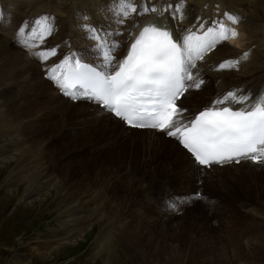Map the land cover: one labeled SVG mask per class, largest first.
Returning a JSON list of instances; mask_svg holds the SVG:
<instances>
[{"label":"rangeland","instance_id":"1","mask_svg":"<svg viewBox=\"0 0 264 264\" xmlns=\"http://www.w3.org/2000/svg\"><path fill=\"white\" fill-rule=\"evenodd\" d=\"M0 1L5 4L7 15V23L0 25V40L6 41L0 50V63L12 62L19 67L18 72H3L5 66L0 70V115L7 117L10 127L21 131L20 139L26 144L20 148L30 149L25 155L11 156L10 163L0 159V264H264V170L257 175L242 169L202 174L193 172L187 153L173 158L172 153L167 155L159 149L152 156L145 145L136 141L135 137L143 133H131L115 120L107 123L100 119L107 112L102 114L95 111L97 106L90 107L86 101L75 102L59 94L43 76L53 60L42 62L34 55L37 47L30 48L33 54L29 55L16 42L17 28L24 17L35 21L42 16L37 15L39 11L45 9L55 16L57 28L51 37L58 39L61 35L57 40L60 50L74 44L86 48L91 58L95 54L100 59L93 46L95 42L87 37L82 26L94 24L112 33L125 31L128 24H102L104 16L117 22L118 5H104L105 0H97L94 9L89 6L94 0ZM140 1L145 2L140 3L142 6L155 5L158 11L149 14L169 23V13L160 16L159 9L166 3L175 4L176 0L132 3ZM212 1L198 0L193 10L189 6L195 0H185L184 22L178 21L187 24L195 11L204 10V5L209 12L204 20L208 19ZM241 4L238 9L249 6L247 2ZM76 10L85 15L77 18L73 15ZM139 13L137 17L148 16ZM224 13L219 16L223 18ZM239 28L241 36L243 29ZM113 35L114 40L122 36ZM251 39L248 34L244 40H231L239 49L250 48L253 52L241 63L239 71L218 70L216 63L206 66L217 80L212 79L206 88L194 89L191 98L195 102L204 103L221 86L227 87L229 82L225 81L229 77L236 76L232 77L236 84L245 87L254 70L264 71V50H259L264 48V36H255L256 41ZM220 50L211 56L213 61L225 57L231 47ZM242 75L249 78L240 81ZM257 80L254 84H261L264 76ZM14 139L13 134L0 135V146L14 148ZM28 164L29 173H44L45 178L55 180L50 193L32 197L25 194L29 181L19 175V168ZM203 176L204 184L200 180H204ZM166 183L179 195L162 196ZM198 187L208 196L206 201L184 199L181 208L185 211L180 216H176L179 210H169L172 201L191 198ZM68 210L79 213L81 220L61 224L60 217L67 215Z\"/></svg>","mask_w":264,"mask_h":264},{"label":"snow or ice","instance_id":"2","mask_svg":"<svg viewBox=\"0 0 264 264\" xmlns=\"http://www.w3.org/2000/svg\"><path fill=\"white\" fill-rule=\"evenodd\" d=\"M185 6V0L166 3L160 7L159 15L168 12L171 19L183 20ZM157 11L155 5H144L139 15ZM134 13L137 6L132 0H120L117 23L123 24ZM54 20L44 15L34 21L36 27L21 25L16 42L25 48L39 47L55 31ZM245 20L240 14L226 12L211 26L201 23L199 34L188 30L179 41L158 22L146 24L119 61L115 60L118 45L111 40L113 34L119 33L84 24L87 37L95 42L101 70L82 62L73 53L49 68L47 78L63 95L74 101L94 102L127 127L151 129L174 138L202 167L239 165L245 161L264 166V93L253 101L249 93L229 91L191 120L183 119L186 109L177 104L190 88L199 90L205 83L192 73L195 62L203 60L217 45L238 39L239 32L234 26ZM250 52L249 49L236 59L221 62L218 70L239 71ZM34 55L43 62L55 56L56 49L41 50Z\"/></svg>","mask_w":264,"mask_h":264},{"label":"bare ground","instance_id":"3","mask_svg":"<svg viewBox=\"0 0 264 264\" xmlns=\"http://www.w3.org/2000/svg\"><path fill=\"white\" fill-rule=\"evenodd\" d=\"M76 1V0H75ZM80 1H82V0H80ZM204 1V0H203ZM20 2V1H19ZM24 2H26V1H24ZM24 2H23V4H24ZM78 2V1H77ZM76 2V3H77ZM86 2V1H85ZM142 2V1H141ZM241 2L242 3H244V2H247L248 4L247 5H249V6H245L246 7V9H245V7L243 8V10H241V9H238V8H240V4H241ZM250 2H253V4L251 5L250 4ZM82 3H83V1H82ZM110 3H112L113 4V6H115V5H118L119 6V4H120V0H105V2L104 3H102V4H104V5H111ZM142 3H145V2H142ZM218 4L219 6H220V8H222L223 10L225 9V8H227L228 10H230L231 12H233V13H237V14H240V15H242L244 18H246V20H245V22L244 23H241L240 24V26H241V28L244 30V31H246L249 35H250V38H253V39H251L252 41H256L255 40V36L256 37H260V36H264V0H255V1H252V0H240V2H239V0H213L212 2H211V6H212V8H211V11H213V7H214V4ZM240 3V4H239ZM16 4H17V2H16ZM25 4H27V2L25 3ZM80 4V3H79ZM86 4V3H85ZM96 5H98V2H97V0H94L92 3H90V5L89 6H92V8H96L97 6ZM242 5V4H241ZM251 5V6H250ZM10 6H11V4H10ZM27 6H28V4H27ZM74 6V5H73ZM147 6L148 7H151L152 5H150V3H147ZM210 6V7H211ZM243 6V5H242ZM241 6V7H242ZM30 7V6H29ZM86 7V6H85ZM141 7H142V5L140 4L139 5V8H137L138 10H141ZM74 8V7H73ZM84 8V7H83ZM118 8V7H117ZM27 9V8H26ZM26 9H25V11H26ZM250 9H253V11H251ZM138 10H137V13H138ZM227 10V11H228ZM69 11V10H68ZM65 12V11H64ZM248 12V13H247ZM70 13V12H69ZM137 13H134V15H132L130 18V21H129V19H127V21H128V26L126 27V29H125V33H126V35H129L130 34V30H131V35L130 36H132L133 37V35L140 29V27H141V25H143V24H146V21L147 20H149V19H151L152 21H154V22H158L160 25H162V24H164V25H168L167 24V22H166V20H163L162 18H160V17H157V16H153V15H151V14H149L148 13V16H144V17H137L136 16V14ZM70 14H66V16L68 17ZM73 15H76L77 16V18H81V17H83L85 14H84V11H81V10H76V11H73ZM97 16H99V14H97ZM135 16V17H134ZM134 17V18H133ZM102 21L104 22V23H102V24H112V26L113 27H120L121 26V24H118L117 22H115V21H113V20H107V18H106V16H104V18H102ZM183 22H184V20H183ZM64 23V22H63ZM65 26V25H64ZM123 27V26H122ZM119 30V29H118ZM117 30V31H118ZM61 31H62V29H61ZM66 32V31H65ZM64 33V32H63ZM68 33V32H67ZM68 36V35H67ZM114 35H112L111 37H113ZM248 41V40H247ZM4 42H6V41H4ZM4 42L2 41V40H0V50L1 49H4ZM239 43V42H238ZM95 45V44H94ZM250 45V44H249ZM7 48V47H6ZM260 50V52L262 51V50H264V48H262V49H259ZM221 51V50H220ZM252 51V50H251ZM37 52V51H36ZM222 52V51H221ZM251 54L253 53V52H250ZM215 54H217V53H215ZM3 55H2V53H1V51H0V57H2ZM220 58V57H219ZM213 59V58H212ZM54 61V60H53ZM52 61V62H53ZM0 62H1V60H0ZM14 62V61H13ZM249 63V62H248ZM49 64H51V63H49ZM247 65V64H246ZM3 66H5L6 67V70H2V67ZM250 66V65H249ZM259 66V65H258ZM49 67V66H48ZM101 67V66H100ZM19 68V67H18ZM18 68L15 66V63H12V62H10V63H7V64H2V63H0V70H2L3 72H6L7 71V69H10V71H12V72H18ZM211 68V67H210ZM19 71H21V69L19 70ZM252 71V70H251ZM251 71H249V72H251ZM225 73V72H224ZM249 74V73H248ZM254 75V74H253ZM257 75V74H256ZM204 81H205V83H204V85L202 86V88L201 89H203L204 87L206 88L213 80L212 79H204ZM11 86V85H10ZM38 89V88H37ZM7 91V90H6ZM44 91V90H43ZM202 92V91H201ZM43 93V92H42ZM250 94H251V96L253 95V90L250 92ZM252 98H253V101L255 100V97H253L252 96ZM86 101V100H85ZM84 101V102H85ZM83 102V103H84ZM86 104H89V103H86ZM71 105H73V104H71ZM70 105V107H72ZM91 105V106H90ZM89 106L90 107H92V104H89ZM95 107V106H94ZM95 111H97V112H104L103 111V109L102 108H100V106L98 105L97 106V108H96V110ZM75 112V111H74ZM103 114V113H102ZM105 114V113H104ZM108 114V113H107ZM105 116L106 117H108L107 119H106V117H102V118H100L101 120H104V121H106L107 123H111L113 120H115L116 121V123H117V121H118V123H120V121L119 120H117V119H114L113 117H112V115L111 114H108V115H106L105 114ZM4 117V118H3ZM0 135L1 136H9V135H11V134H13V135H15V138L16 139H14L15 140V143L17 142V144H15V145H17V146H14V148H12V147H9L8 148V146L7 145H2V146H0V159H1V161H4V163L6 162V163H10V162H12L11 160H12V158H10L11 156H15V155H25L27 152H29L30 151V149H26V147L24 148V147H22V148H20L22 145H24V144H26V142L25 141H22L20 138L22 137V134H21V131H19L17 128H15V129H17V130H15L13 127H10L9 125H10V123H9V121H7L6 120V118L7 117H5V116H3V115H0ZM123 125V124H122ZM26 126V125H25ZM24 126V127H25ZM118 127V126H117ZM7 130H9L11 133H8V132H6ZM15 130V131H14ZM56 130V129H55ZM127 130V129H126ZM129 131H131V133H133V132H135V133H143V136H141V137H135L137 140V142H139V143H141V144H143V145H145V147L148 149V151L150 152V153H157V152H159V149H162V151H164V153H172L171 154V156L174 158L175 156H177V154H183L184 153V150L182 149V148H180V147H178L176 144H174L173 142H175V141H171L170 139H167L166 137H164V138H161V135L160 134H158V133H156V132H154V131H152V130H142V129H128ZM145 133H148L147 134V136H149V137H147L146 135L144 136V134ZM139 136V135H138ZM160 136V137H159ZM19 137V138H18ZM10 139V138H9ZM12 140V139H11ZM13 140V141H14ZM12 141V142H13ZM21 141H22V143H21ZM25 142V143H24ZM21 143V144H20ZM176 143V142H175ZM9 144H11L10 142L8 143V145ZM63 146V145H62ZM13 150H15L14 152H13ZM18 151H21V152H19V153H17ZM161 153V152H160ZM168 153H167V155H168ZM154 154L152 155V156H154ZM188 155V154H187ZM16 157H18V156H16ZM23 156H21V158H22ZM156 157H157V155H156ZM172 157H169V158H172ZM178 157V156H177ZM189 157V156H188ZM22 160V159H21ZM31 160V159H30ZM19 161V160H18ZM35 162H38V161H35ZM21 163V162H20ZM19 163V164H20ZM30 163V162H29ZM31 163H33V164H35L34 162H31ZM36 165V164H35ZM16 166V165H15ZM35 167V166H34ZM38 167V166H37ZM191 167L193 168V172H196V166L194 165V164H192L191 165ZM33 169V168H32ZM36 170V169H35ZM34 170V171H35ZM229 170L232 172V170H238V168H213L211 171H213V172H215V173H217V172H219V173H225V172H229ZM29 171H30V165L28 164L27 166H23L21 169L19 168V175L22 177V178H24V179H27L28 181H29V186H28V188H27V190H26V192H25V194L28 196H34V195H37V194H43V193H47V192H49V190L51 189V188H55L53 185H54V183L53 182H55V180H50V179H48V178H45L44 177V173H36V171H35V173L34 174H32V173H29ZM18 172V171H17ZM206 172H208V171H206ZM232 173H234V172H232ZM46 176V175H45ZM20 177V178H21ZM8 181V180H7ZM204 181H205V177H204V180H203V183L202 184H204ZM216 181V180H215ZM57 186V185H56ZM23 188V187H22ZM25 191V190H24ZM10 193V192H9ZM50 193V192H49ZM46 195V194H45ZM26 196V197H27ZM38 198V197H37ZM39 199V198H38ZM62 202V201H61ZM87 206V205H86ZM70 209V208H69ZM67 212V215L66 214H64V215H62L60 218H61V220L59 221V222H61V224H65V223H70V222H76V221H80L81 219H80V217H79V213H77V212H75V210L73 211H71V210H68V211H66ZM89 215H91V214H89ZM83 219V218H82ZM88 220H89V218H88ZM82 222H84V219H83V221ZM67 225V224H66ZM63 229H64V227H63ZM108 234V233H107ZM106 234V236H107V238H108V235ZM114 236V235H113ZM100 238V237H99ZM106 239V238H105ZM108 240H110V239H107V241ZM235 255H236V253H235ZM235 255H234V257H235ZM238 255V254H237ZM236 255V256H237ZM233 257V258H234ZM238 257V256H237ZM24 261V260H23ZM17 262V261H16ZM8 264H14L13 262H10V263H8Z\"/></svg>","mask_w":264,"mask_h":264}]
</instances>
